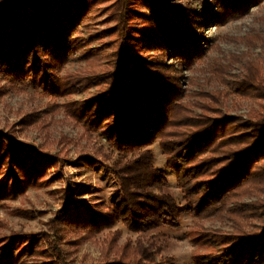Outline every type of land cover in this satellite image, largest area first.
Masks as SVG:
<instances>
[{
	"label": "trees",
	"instance_id": "1",
	"mask_svg": "<svg viewBox=\"0 0 264 264\" xmlns=\"http://www.w3.org/2000/svg\"><path fill=\"white\" fill-rule=\"evenodd\" d=\"M170 1L8 0L0 6V73L29 75L32 86L52 98L84 94L62 105L88 133L100 132L120 153L110 169L127 202L132 232L178 229L184 213L226 222L229 229L198 226L188 232L195 261L264 264V54L246 60L237 79L230 78V70L243 54L216 58L209 68L220 85L256 103L245 115L223 110L224 89L187 92L180 76L182 67L193 63L191 56H201L205 41L199 32L189 34L190 26L200 30L211 18H240L257 0H210L199 11ZM102 5L112 26L103 31V48L91 47L92 38L76 32L80 25L89 28L85 17ZM240 38L235 39L264 48L262 34ZM68 56L82 64L60 76ZM171 56L181 61L171 63ZM154 142L175 175L182 206L163 191L167 179L146 148ZM60 163L59 154L38 152L0 131L2 205L26 188L52 184ZM8 211L32 217L27 209ZM60 215L46 222L48 228L29 233H3L6 224L0 220V264H68ZM100 264L139 263L115 253Z\"/></svg>",
	"mask_w": 264,
	"mask_h": 264
},
{
	"label": "rangeland",
	"instance_id": "2",
	"mask_svg": "<svg viewBox=\"0 0 264 264\" xmlns=\"http://www.w3.org/2000/svg\"><path fill=\"white\" fill-rule=\"evenodd\" d=\"M6 1L0 0V6ZM209 1L171 0L169 4L199 11L207 7ZM102 8L103 5L91 10L85 17L89 28L80 25L76 32L78 36L92 38L91 47H100L107 39L103 31L112 26L105 21L106 13ZM200 27V30L195 26L188 28L189 34L199 32L205 41L201 56H191L193 63L182 67V86L187 92L198 88L224 89L223 110L229 115H245L256 103L240 98L232 88L220 85L211 77L209 68L216 58L243 54L230 70V78L237 79L246 60L264 54L260 43L253 47L239 41L240 37L249 34L264 35V0L251 3L240 18L222 21L211 18L203 21ZM238 37L239 40L235 39ZM168 61L177 64L181 60L171 56ZM80 64L81 61L68 56L57 74L62 76L72 72ZM83 95L52 98L41 93L39 87H33L29 75L0 73V131L16 143L29 144L38 152L44 150L61 157L57 178L52 184L41 189L26 188L22 195L2 201L7 207L0 202V220L6 224L2 232H39L48 228L46 222L50 218L61 214L57 226L68 264H100L105 256L112 258L115 253L139 264H198L194 259L195 244L188 232L198 226L229 229V225L217 220H197L184 213L178 229L162 226L145 233L132 232L127 202L119 180L110 169L111 164L119 160L120 153L100 132L88 133L62 105L68 100L83 98ZM53 103L58 104V108L47 112ZM146 148L152 152L153 166L167 179L164 193L182 206L183 195L176 185L174 173L165 166V156L158 143ZM135 154L136 151L129 153L127 159ZM10 208L27 209L32 217L12 215L8 211Z\"/></svg>",
	"mask_w": 264,
	"mask_h": 264
}]
</instances>
